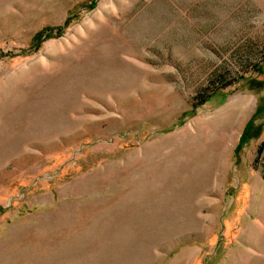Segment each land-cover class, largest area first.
Segmentation results:
<instances>
[{"label": "rangeland", "instance_id": "obj_1", "mask_svg": "<svg viewBox=\"0 0 264 264\" xmlns=\"http://www.w3.org/2000/svg\"><path fill=\"white\" fill-rule=\"evenodd\" d=\"M0 264H264V0H0Z\"/></svg>", "mask_w": 264, "mask_h": 264}, {"label": "bare ground", "instance_id": "obj_2", "mask_svg": "<svg viewBox=\"0 0 264 264\" xmlns=\"http://www.w3.org/2000/svg\"><path fill=\"white\" fill-rule=\"evenodd\" d=\"M250 107H251V101L248 98L241 99L240 101H238L236 103L230 104L229 108L225 111V115H227V118H230V120L227 121L228 122L227 123L228 127L229 126L232 127V125L233 126L234 125L235 126H238L241 123V119L250 110ZM227 139L228 138H222V139H220V141L218 142V147H222L223 148V144L226 143ZM224 146H226V145H224ZM222 150L223 151H227V148H224ZM222 150H220V151H222ZM201 154H202V152H201ZM197 173H198V171H197Z\"/></svg>", "mask_w": 264, "mask_h": 264}, {"label": "trees", "instance_id": "obj_3", "mask_svg": "<svg viewBox=\"0 0 264 264\" xmlns=\"http://www.w3.org/2000/svg\"><path fill=\"white\" fill-rule=\"evenodd\" d=\"M48 32H50V29L49 30H45V31H42V32H39V35H37L36 36V39L34 40V42L35 43H37V42H40L41 41V36L43 35V34H46L47 35V33ZM48 36H46L45 38H47ZM253 70H258V67H253L252 68ZM226 85H229V83H226ZM208 101V99H206L205 97H201V99L198 101V103L195 105V106H200V105H202V104H204V103H206ZM259 154H260V152H261V149L259 148Z\"/></svg>", "mask_w": 264, "mask_h": 264}]
</instances>
